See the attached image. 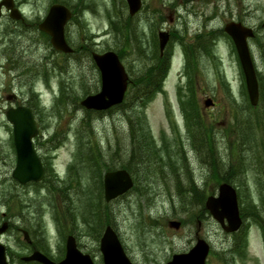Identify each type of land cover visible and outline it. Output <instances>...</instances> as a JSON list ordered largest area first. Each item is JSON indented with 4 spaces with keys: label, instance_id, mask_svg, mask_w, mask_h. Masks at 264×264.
<instances>
[{
    "label": "rangeland",
    "instance_id": "rangeland-1",
    "mask_svg": "<svg viewBox=\"0 0 264 264\" xmlns=\"http://www.w3.org/2000/svg\"><path fill=\"white\" fill-rule=\"evenodd\" d=\"M17 1L26 18L29 21H34L36 17L43 18L49 11L50 4L56 0ZM83 2L88 1L83 0ZM89 2L92 4L91 9L77 11L78 14L82 15L83 21L79 24L74 21L67 26L73 48L83 44L86 46L85 52H87L86 49H93V46L98 52L109 50L124 52L125 49L121 48V43L118 41L125 40L122 37V31L111 28V25L116 24L120 28L129 27L131 34L130 31H127V35L131 37V46L128 51L124 52L123 63L131 80L138 79L146 68L157 62L158 55L156 57L157 50L153 39L156 38L159 45L158 33L160 31L172 32L176 36L170 38L165 50L171 53L173 51L171 70L165 82V91L153 98L145 108L139 109L137 105H132V100L134 96L138 95L137 92L140 89L131 86L127 102L121 109L114 108L104 114H96L95 112L88 114L80 102L67 105L66 103L59 104L56 110H61V119L59 117H57L58 119L52 118V116L47 117L48 126L46 129L42 127L44 131H47L46 138L53 135L56 130L63 132V138L59 140L61 146L56 151L57 155L53 154V150L50 156L57 160L54 162L56 172H60L61 178L67 183L71 182V185L67 187L69 189L67 194H62L60 191L56 192L55 195H58L59 201H62L61 210L67 213L69 224L71 223L72 228L79 232L78 238L82 246L80 250L84 254H89L95 264H102L100 240L103 232L100 234L99 230L105 224L101 225V223L107 221V217L102 213L107 210L112 220L110 225L117 232L128 256L136 264H165L169 256L177 249L174 248V244H177V240L174 239L185 236L186 233H189L188 229L185 228L181 232L172 231L168 229L167 220L163 222V226L158 223L154 226L153 219H151L152 224L145 222H148L151 216L156 218L155 212L157 216L163 215L164 218L168 215L166 211H172L175 206H180L177 193H183L182 195L188 193L189 177H185V175L186 169H191V177L200 189L205 190L207 196L217 195L218 187L222 182L234 184L237 188L241 218L246 223L248 222V227H246L247 237L249 233L248 250H245L247 258L241 260L237 255L236 258L233 255H228L227 262H223V264H264V175H260L257 170L259 169L260 157L263 154L261 143L264 138V131L262 132L264 127L256 128L254 140L257 142V146L251 149L248 145H243V141L240 140L245 132L237 124L234 117H240L241 113L247 115L254 113L260 117L264 105L251 110H243L247 107L248 101L241 93L240 67L231 42L227 38L220 37L217 39L214 57H211L214 44L208 43V50H203L198 55L195 73L197 96L194 100L200 107L206 125H213L212 144L220 162L217 172L212 170L210 159L204 158L207 153L205 148L203 155L194 150L193 142L186 130L185 115L180 109L177 96L179 86L186 88L188 85V89L191 86L185 69L187 59L180 37H184V43L191 44L187 46L191 51V48L198 45V41L194 38L195 34L223 29L226 19L221 13V1L144 0L146 6H144L142 13L130 24L125 23L129 16L127 10L106 12V7L111 8L112 6L110 0H90ZM247 3L251 5V8L249 5L245 8L253 10V14L249 18L250 27L257 31L259 39H264V29L260 27L264 21V0H248ZM62 4L71 6L74 1L62 0ZM169 5H172L170 9H164ZM230 9L240 12L243 10L241 5L236 6L233 3ZM158 11H161L162 16H165V21L159 20ZM218 11L222 17L211 18L209 16L214 12L218 14ZM240 16L237 14L238 18ZM14 31H18V27L10 17L0 21V42L4 40L3 45H0V190L5 191L7 195L10 193V196L13 193L20 194V191L22 192L21 196L28 195L32 201L38 200L39 204L43 202L39 209L40 212L37 211L36 205L30 207V213H26V225L34 228L38 223L46 225L48 222L53 229L58 228V232L54 234L62 240L59 223L61 220L65 224V219L56 217L54 209L56 205L48 196L49 194L52 195L51 192H48L46 188L35 187L25 193V191L18 190L14 186L15 182L12 178L14 163L10 136L13 133L4 113L9 106L4 97L13 93V90L14 92L21 91V93L29 92L30 82L21 78L23 87L14 86L12 90L8 77L11 75V71L8 72L5 49L10 39L15 40L14 37L19 35L17 54L28 60L34 53V49L28 48L30 39H34L32 37L34 32L19 31L14 33ZM134 35L138 38L135 39ZM250 42L254 48L253 53L257 66H259L264 60L254 40H250ZM22 50L26 52L24 55ZM154 52L156 54L152 58ZM47 53V45L43 42L35 54L40 60ZM80 55L84 56V60L81 63L78 62V65H76L75 58V63L69 60L63 74L65 76L67 69L70 72L67 74L69 76L67 94L82 100L88 94L100 90L101 76L99 70L89 59V54L84 55L79 51L76 57L79 58ZM3 64L7 66H2ZM1 66L4 70L1 69ZM50 69L52 75L49 82L46 83L41 78L35 79V82L38 83V88L46 97L45 104L52 108L60 96L57 83L62 76L59 72L53 73L52 66ZM261 73H263V68H261ZM138 93L141 95L143 89ZM208 97L213 99L215 106L206 109L204 108V100ZM262 113L264 114V112ZM85 118L92 120V133L88 130L82 131ZM130 119L132 123L142 125L137 129L139 131L144 130V133L150 137V142L154 144L152 148L163 151V161L153 160L154 166L160 171V176L156 175L155 170L146 169L149 174L153 175L151 178L154 181H149L147 185L138 183L127 195L111 203H106L103 199V203L100 205L102 175L105 174L108 167L118 169L127 164L123 151H127L131 146ZM233 124L235 127L238 126L236 130L233 129ZM149 128L151 132H149ZM179 138L180 142L177 144ZM149 144L151 145V143ZM180 145L183 149L182 154L179 153L178 149ZM97 148L100 149L101 154L93 155L92 150L95 151ZM168 148H172L175 152L168 154L163 150ZM155 150L149 152L152 158H157L154 154ZM117 152H121L123 156L121 155L119 158L116 156ZM97 156L101 158L97 159ZM145 157L148 158L149 155ZM175 165L177 166L176 171L172 169ZM219 174L223 181H220ZM137 176L141 180L143 179L140 173ZM183 190L185 191L183 192ZM22 199L25 200V197ZM16 203L12 202L11 205L14 206ZM18 203L24 202L19 200ZM173 204L175 205L173 206ZM6 207V204H0V212L6 211ZM98 209L102 216L100 219ZM159 211L165 212L158 214ZM197 215H200L202 220L198 223L195 220ZM258 219H262L261 222H257ZM197 234L206 239L217 252L223 248L226 249V244L230 240L234 242L208 212H203L200 207L191 206V247L196 242ZM1 240L4 243L8 242L15 250V238L8 235L2 237ZM54 247L58 248L56 251L61 249L60 244L55 243ZM243 248L244 246H242ZM216 261L215 259L213 264H220L219 261Z\"/></svg>",
    "mask_w": 264,
    "mask_h": 264
},
{
    "label": "flooded vegetation",
    "instance_id": "flooded-vegetation-1",
    "mask_svg": "<svg viewBox=\"0 0 264 264\" xmlns=\"http://www.w3.org/2000/svg\"><path fill=\"white\" fill-rule=\"evenodd\" d=\"M1 1L2 0H0V2ZM73 1H74V4L71 6H66L62 4V0H56L53 3V4H56V3L62 4L73 12V18L69 21L68 23L69 25H71V23L74 21L77 22L78 24L83 21V18H81L82 15L78 14L77 11L89 10L92 7V4L89 2L90 0H87L88 2L86 3H84L83 0H73ZM110 1H111L112 8H114L115 7L114 0H110ZM220 1H221V4H220L221 13L222 15H224L226 19V24L228 22L235 21V22L242 23L243 25H247L249 27L251 26L250 25L251 23L249 22V18H251V15L253 14V10L249 9L251 8V5L247 3L248 0H220ZM14 2H15V6L20 9L18 1L14 0ZM232 3L235 4L236 6H239L242 3L243 10L240 12V11H234L233 9H230V6L232 5ZM53 4H50V5L52 6ZM142 4H143L142 9L139 12V14L142 13L144 6H146L144 3V0H142ZM247 5H249L248 9L245 8ZM171 6L172 5H169L168 7L164 9H170ZM128 9L129 7H128V4L126 3V5L124 6V10L128 11ZM158 12H159V20L165 21V16H162L161 11H158ZM221 13H219L218 11V14L214 12L213 14H210L209 16L211 18L218 17V16L222 17ZM139 14L135 15L134 17L128 16L125 20V23L130 24L132 20H135ZM237 14H240L241 16L238 18ZM23 16L24 18L21 20H18V21L12 20V21L14 22V24H16V27L20 28L22 31L34 32L32 36L34 39L32 38L30 39L29 46H28V48L34 49V53L31 54L32 55L31 59H28V60H26L24 56L21 57L17 54L18 53L17 47H19L18 45L19 35H18L14 37L15 38L14 42L9 41L6 47V49H8L12 46H15L16 51L14 52V56L12 58L9 56H6V64L8 66L6 64H3L2 66L6 65L9 73H10L9 69L12 63H13V66H16V68L12 69L13 73L11 72V75L8 76L10 79V87L12 88V90L14 86H16L17 88L23 87L22 81H20V79L23 78L30 82L29 92L27 91V92L21 93V91L14 92L13 90V93L7 94L4 98H5V101L8 102L9 106L5 109L4 113L5 115H7V112L10 109L16 110L18 108H24V109L31 111L33 119H35L37 123V127H39L36 136L32 139L33 148L35 152L38 154L44 168H46L48 172L50 164L52 166L56 165L54 162L57 160L53 159L50 155H51V152H53V150H54L53 154L57 155L56 151L61 146V144L59 143V140L63 138L62 136L63 132L60 130H56L54 131L53 135H51L50 137L48 138L45 137V134L47 131H43L42 127L45 126L47 117L49 118L51 117V111H48L47 109H41L40 107L42 104L46 103L47 100L42 90L38 88V85H37L38 83L35 82V76H39V78L41 79L51 78L52 73H51L50 68L52 66V68L54 69L53 73L59 72V74L62 76L59 82L57 83V88L60 92V97L67 96L68 95L67 94V88H68L67 79H69V76L67 74H70V72L67 69V73H65V76L63 72L65 71V66L67 68V64L69 60H71V62H74V58L76 57V51L74 50L70 54L56 51L51 45V37L47 35L46 33L39 31L38 29V26L41 23L43 18L36 17V20L29 21L24 15V12H23ZM8 17H9V11H7L4 7H2L0 9V21L7 19ZM78 24H73V25H78ZM14 33H17V31H14ZM169 33H170V38L173 36L174 37L176 36L174 35V33L172 34V32H169ZM21 35L23 36V34ZM43 42H45V44L47 45V50L49 54L47 53L39 60L37 59L38 55L35 53L37 52V50L40 49V45ZM3 43H4V40L0 42V45L2 46ZM71 47L73 46L71 45ZM79 48L82 49V46H80ZM22 51L23 53L22 52L20 53L24 55V53L26 52L25 50H22ZM80 52H82V50ZM163 53H165V57L170 55V51H166ZM163 53L161 55H164ZM79 57L80 59L78 57L75 58V62L77 63L76 65H78V62L81 63L82 61L81 59L82 55H80ZM2 66H1V69L4 70ZM54 88L55 87L53 86V89ZM78 100L81 101L80 99H76L75 96L73 95H69V97L66 99L57 98L55 102V106L56 105L58 106V103H66V105L70 103L74 104V103L79 102ZM60 111L61 110H58V112L56 111V114H55V116L59 117V119H61ZM10 137L13 142V134ZM12 153H13V163H14V168H15V166L17 165V156H16L15 151L14 152L12 151ZM186 176L189 177L188 178L189 189H188L187 195H190L191 194V169H186L185 177ZM47 178H48V181H46L45 179V181L41 182L40 184L27 183L25 185H22L19 182L15 181L14 186L18 190L25 191V193L27 191H31L30 189H33L35 187L46 188V190H48V192H51L52 194V195L49 194L48 196H50L52 200L54 201L55 205L57 206V211L61 213L60 215L63 218H66L64 212L61 210L62 201H59L58 195H55L56 192L58 193L61 191L62 193L63 186H61L60 183L56 181V178L52 176L50 173H47ZM149 181L152 182L154 181V179L152 178L144 179L143 178L141 180L139 178L138 181L136 180L137 184L139 182L140 184H143V185H147ZM184 191L185 190H183V192ZM19 193L21 194L22 192L19 191ZM20 194L13 193L11 203L12 202H17V203L14 204V206L11 205V203L9 206L6 205L7 206L6 211L0 213V226L3 225L6 229L5 233L0 235V241L2 242L1 240L2 237L10 235L13 238H15V242H16L15 250H13V248L10 246L8 242L6 243L2 242L3 244L6 245V255H7L9 264H41L36 261H31V262L25 261V257H29L35 252H40L44 254L46 257H48L54 262L62 261L66 255V244L70 236H72L75 239L77 247L79 249L82 248L79 242V238H78L79 232L76 229L74 230L72 226L70 225L71 223L69 224L67 220H66L67 228L60 231L63 242H61L62 240H60L58 236L54 234L58 232V228H54L53 230L54 232L52 235V233L50 232V223L48 224V222L46 223V225H41L38 223L36 227L34 228L28 227L25 221L26 213H30L29 212L30 207L34 205H36L38 209L37 211L40 212L39 209L42 207V204H39L38 200L32 201L28 197V195L21 196ZM23 197H25V200L22 199ZM19 200L23 201L24 203H18ZM163 212L165 211H159L158 214L163 213ZM166 212H168V215L164 218H163V215L161 217L157 216V213L155 212L156 222L158 224L163 226V222L167 220V223L169 225L170 220L179 219V221L181 222V225L178 229L176 230L171 229V228H168V229H171L172 231L181 232L183 229L186 228L188 229V232H189V233H186L185 236L183 237H176L174 239V240H177V244H174V248H177L175 249L176 251L174 252V254H181V253H186L190 251L191 250V210L184 211L185 213L181 215L180 210L177 209V207L175 206L172 209V211H166ZM12 219H14L15 221ZM160 220H162V222L159 223ZM243 230H245V228H242L238 232L232 234L231 238L234 240V242H231L230 244L229 243L226 244V247H228V249L226 250L223 248L221 250V254H220L221 257L219 256V253L215 251L214 249H212L211 247L207 264H213V261L217 258L220 260L224 259L223 261L227 262L228 255H233L235 258L237 255L238 257H240L241 260H243L245 257L247 258L246 253H245L246 249H242V239H243L242 237L244 234ZM53 237H55V240H53ZM174 240H173V243H174ZM181 242H182V245H180ZM55 243L57 245L60 244L61 246L60 251H56L58 248L54 247ZM22 252L26 254H23ZM220 264H223V263H220Z\"/></svg>",
    "mask_w": 264,
    "mask_h": 264
},
{
    "label": "water",
    "instance_id": "water-1",
    "mask_svg": "<svg viewBox=\"0 0 264 264\" xmlns=\"http://www.w3.org/2000/svg\"><path fill=\"white\" fill-rule=\"evenodd\" d=\"M132 6V13L139 8V0H128ZM6 2V1H5ZM11 9V6L7 4ZM12 17L20 18L19 12L13 11ZM70 14L60 6H54L46 20L40 25V29L49 33L52 37L54 48L59 51L71 52L64 39V26ZM227 32L234 38L237 45L240 60L243 66L247 88L251 102L256 104L259 97V89L255 68L250 56L247 37L252 36L251 30L242 26L230 25ZM167 36L162 38V49L167 42ZM102 76V87L98 94L90 95L82 101V105L87 109L107 110L114 105L123 102L128 85V77L118 56L114 52L93 55ZM211 101H207L209 105ZM13 111L8 113V119L14 124V133L17 150L19 154L18 166L14 172V177L22 183L29 181H40L43 178V167L37 155L26 149L24 141H31L36 133V126L33 118L28 119L21 114L13 116ZM133 183L129 174L125 170L109 172L104 178L105 198L110 201L126 193ZM207 209L215 219L221 224L226 218L229 222L226 231L233 232L240 228L242 220L240 218L237 193L229 184H223L219 188L218 197H210L206 203ZM4 229L0 230V233ZM101 251L104 255L105 264H131L127 258L122 245L111 227H108L101 241ZM209 246L204 240H199L197 245L189 254L175 256L168 264H206ZM31 260H38L44 264H93L88 255H83L77 248L72 239L68 241L67 256L60 263H54L40 253L34 254ZM0 264H7L5 259L4 247L0 249Z\"/></svg>",
    "mask_w": 264,
    "mask_h": 264
},
{
    "label": "trees",
    "instance_id": "trees-1",
    "mask_svg": "<svg viewBox=\"0 0 264 264\" xmlns=\"http://www.w3.org/2000/svg\"><path fill=\"white\" fill-rule=\"evenodd\" d=\"M113 28L118 29L119 31L121 30L122 35H124V30L126 32L128 31V27L120 28V27H117L116 25H114ZM196 38H197L198 42L202 41L203 40L202 38H204V35H197ZM212 43L214 44V39L212 40ZM200 46H202L205 51L208 50L206 44H204L203 41L201 42ZM262 52H264V50ZM263 60H264V57H263ZM159 64L156 65L155 67H151V69L147 72V79L145 81L139 83L137 86L138 89L144 90L143 96L141 97L143 105H145V104H147V102L151 101V99L153 98L155 93L157 91L161 90V83H162L164 76L167 73V66L166 65H159ZM156 72H157V74H156ZM259 76H260V87L262 89V97L261 98H262V100H264V75L262 74ZM188 104L191 107V112L187 113L186 117H187V120L189 123V127L191 129V133L194 135L195 149L197 150V152L202 153V155L204 153V148L207 150V153L209 154V156H207V158L210 159V161H211V163H210L211 168L213 171L216 172L217 167H218V163H220V162L215 157V150L210 145H208V144L206 145V143H205L206 140H205L204 132L206 131V129L204 127L201 116L197 111L196 103L194 101V97H191V102H188ZM248 121L250 122L252 120L245 116V118L243 120V122L245 124V127H244L245 137H247V135L249 134V131L251 130L250 123ZM91 122H92V120H90L88 118L85 119L83 122L84 123V130H88L90 133H92V131H93ZM201 122H202V124H201ZM133 130H135V129L133 128ZM140 136H141V139L136 138V139H138L137 143H135V138L133 137L134 138L133 144H132L133 149L131 150V152L129 150L123 151L125 156H127L128 153H131V156H130V159L126 158L127 164L122 166V168H128L129 170L131 169L136 174H139L141 172L140 171L141 167L139 166V164H140L139 160H142L141 156L142 155H150L149 152H151L154 149V148H152V146L154 144H152V142H150L151 140H150L149 136H147L144 133H141ZM242 139H245V138H242ZM242 141H243V145H244L246 143V141L245 140H242ZM149 143H151V145ZM92 152L94 153L93 155L101 154L99 148H97L95 151L92 150ZM155 154L160 155L161 152L156 149ZM121 155H122L121 152L116 153V156H119V158ZM99 157L100 156H97V159ZM105 163H108V162H105ZM110 163H113V162H110ZM141 163H142V165L144 164V166H147V164H148L147 162H143V161ZM102 164H104V163H102ZM107 170H111V168L108 167ZM174 170L176 171L175 167H174ZM101 192H102V184H101ZM205 199H206L205 190L200 189L198 187V185L196 184L195 180L191 177V206L200 207V210H202L204 212L205 211V207H204ZM261 220L258 219L257 221L261 222Z\"/></svg>",
    "mask_w": 264,
    "mask_h": 264
},
{
    "label": "bare ground",
    "instance_id": "bare-ground-1",
    "mask_svg": "<svg viewBox=\"0 0 264 264\" xmlns=\"http://www.w3.org/2000/svg\"><path fill=\"white\" fill-rule=\"evenodd\" d=\"M207 156H209V154H208V153H207V154H205V156H204V157L206 158Z\"/></svg>",
    "mask_w": 264,
    "mask_h": 264
}]
</instances>
